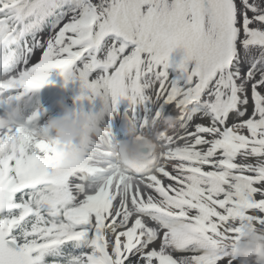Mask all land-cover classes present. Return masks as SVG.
<instances>
[{"label":"snow or ice","instance_id":"snow-or-ice-1","mask_svg":"<svg viewBox=\"0 0 264 264\" xmlns=\"http://www.w3.org/2000/svg\"><path fill=\"white\" fill-rule=\"evenodd\" d=\"M53 70L108 131L81 161L38 102L0 129V264H235L218 241L264 226V0H0V104L27 106ZM121 101L138 139L180 111L143 171L114 150Z\"/></svg>","mask_w":264,"mask_h":264},{"label":"clouds","instance_id":"clouds-1","mask_svg":"<svg viewBox=\"0 0 264 264\" xmlns=\"http://www.w3.org/2000/svg\"><path fill=\"white\" fill-rule=\"evenodd\" d=\"M59 112L49 115L44 125L46 138L59 146H71L64 152L65 158L83 160L87 152V138H97L108 131L106 125H96L86 110L76 111L63 97L56 100ZM25 102L23 99L7 105L0 113V129H7L16 124L24 116ZM180 111L176 115L171 113L163 116L161 127L153 137L138 139L134 126H129L125 138L115 141L114 150L118 154L121 164L133 171H143L151 166L152 160L147 155V146L154 144L155 137L168 134L180 124ZM223 247H228V252L236 264H264V226L243 225L238 235L227 241H218Z\"/></svg>","mask_w":264,"mask_h":264},{"label":"rangeland","instance_id":"rangeland-1","mask_svg":"<svg viewBox=\"0 0 264 264\" xmlns=\"http://www.w3.org/2000/svg\"><path fill=\"white\" fill-rule=\"evenodd\" d=\"M94 2H96V0H94ZM50 34V30H48L47 32L40 34L37 39L41 40V42H46ZM42 51L43 49L41 48H36L34 50V54L29 60L30 65L39 61L42 56ZM49 80L53 81V83H50V85L53 87L50 95L47 96L48 93H43L40 89L38 92L31 95V101L28 103L30 104L33 100H39V104L43 109H45V111L42 112L36 122L38 127H42L44 125L49 115H55L60 111L55 103L58 98L63 97L70 106L74 107V97L78 94L79 91L78 83H69L67 86H64L63 78L60 77L56 71H52V73H50ZM6 107L7 105L0 104V113H3ZM27 107L28 105L25 106L24 116L20 118L21 122H23L24 119H26V117L31 114V110L27 109ZM87 107L88 105L87 103H85V108L87 109ZM196 122L199 121L197 119L193 121V123ZM204 122L206 123V121ZM174 255H190V253H175Z\"/></svg>","mask_w":264,"mask_h":264},{"label":"bare ground","instance_id":"bare-ground-1","mask_svg":"<svg viewBox=\"0 0 264 264\" xmlns=\"http://www.w3.org/2000/svg\"><path fill=\"white\" fill-rule=\"evenodd\" d=\"M154 91L155 90L153 89L150 92V95H154ZM125 107H126V102L125 101H121L120 104L118 105V110L116 112H114V114H113V116L111 117V120H110V123L112 124V127H113V132H114L113 144H115L116 140L125 138L127 129H128L129 126H131V123L127 119H125V115H124ZM137 111L142 114V112H143L142 107H139L137 109ZM166 111L168 113H171L172 115H176L178 113V110L175 109L174 105H168ZM197 120L199 121V118H197ZM160 127H161V123H158L157 124V129L158 128L160 129ZM179 128H180V124H177L176 128L171 130L168 134H173V133H177L178 134V133H180L182 130H180ZM189 130H191V127L189 128Z\"/></svg>","mask_w":264,"mask_h":264},{"label":"trees","instance_id":"trees-1","mask_svg":"<svg viewBox=\"0 0 264 264\" xmlns=\"http://www.w3.org/2000/svg\"><path fill=\"white\" fill-rule=\"evenodd\" d=\"M49 29L48 28H45L42 32H40V33H38L37 34V38H38V36L40 35V34H42V33H45V32H47ZM31 37H29V41L31 42ZM39 103V100H33L30 104H28V107H27V109H29V110H32V105H34L35 103Z\"/></svg>","mask_w":264,"mask_h":264}]
</instances>
